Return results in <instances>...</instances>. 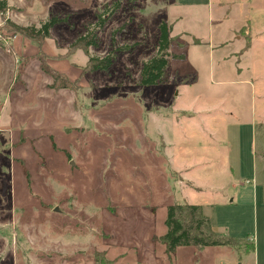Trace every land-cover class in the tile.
Returning <instances> with one entry per match:
<instances>
[{"label": "rangeland", "instance_id": "obj_1", "mask_svg": "<svg viewBox=\"0 0 264 264\" xmlns=\"http://www.w3.org/2000/svg\"><path fill=\"white\" fill-rule=\"evenodd\" d=\"M7 3L0 264H98L105 247L108 264H149L150 252L160 264H222L231 254L264 264V0ZM101 14L97 45L72 47ZM54 16L63 20L41 43L3 28L5 19L39 26ZM161 22L179 56L164 81L140 85ZM126 45L109 70L86 68L90 56ZM44 62L64 76L55 85ZM178 166L195 189L179 182ZM181 203L203 205L212 230L241 244L167 252L158 237L167 207Z\"/></svg>", "mask_w": 264, "mask_h": 264}, {"label": "trees", "instance_id": "obj_2", "mask_svg": "<svg viewBox=\"0 0 264 264\" xmlns=\"http://www.w3.org/2000/svg\"><path fill=\"white\" fill-rule=\"evenodd\" d=\"M8 9L9 6L7 0H0V14L6 13ZM62 20V18L54 16L39 26H22L15 24L9 19H5V25L3 28L41 43L49 36L51 28L62 22ZM106 20L107 17L103 16V14L99 15L97 21L93 25L87 27L86 32L79 36L71 46L84 49H87L90 46H96V32L104 25ZM170 33L171 27L165 22H161L159 24L156 52L154 56L142 64L139 80L140 85H154L164 81L165 70L168 66L169 59L172 57L177 58L179 56L174 54L172 55L170 53V47L173 43V38ZM129 47L130 46L128 45L116 48L114 47L103 57L90 56L87 60L86 68L89 72L107 71L113 65L117 52L127 50ZM41 65L43 71L52 77L53 85H55L58 77H64L59 72L51 68L46 62ZM65 83H70L66 77ZM66 85L62 86L66 87ZM165 224L167 226V232L160 238V240L166 245L167 252H173L176 247L184 245L202 248L214 245L241 244L240 241L232 237L220 235L214 232L211 228L208 216L203 213L200 205H169L167 207ZM100 262L108 264V261L106 260Z\"/></svg>", "mask_w": 264, "mask_h": 264}, {"label": "crops", "instance_id": "obj_3", "mask_svg": "<svg viewBox=\"0 0 264 264\" xmlns=\"http://www.w3.org/2000/svg\"><path fill=\"white\" fill-rule=\"evenodd\" d=\"M9 5V4H8ZM246 21H249L248 19H246L244 22L246 23ZM243 22V25H245L246 27H245V34H244V36H246V38H247V40H248V46H250V32H249V24H245ZM242 25V26H243ZM241 26V27H242ZM240 27V28H241ZM238 31L239 30H237V31H235V33H236V35H235V37H236V39H241L243 36H241L240 35V33H238ZM263 33H264V30H263ZM246 38H245V40H246ZM249 48V47H248ZM177 91V90H176ZM174 92V94L175 95H177V93L178 92ZM169 143H171L170 141H169ZM228 166V165H227ZM230 168V167H229ZM188 170H186V169H182V168H180L179 166L174 170V172H175V174L178 176V177H180V181L179 182H183V181H186V183H188V184H190L189 186L190 187H193L194 189H195V187L193 186V184H192V181H189V180H187L185 177H186V172H187ZM174 172H172V173H174ZM172 178H173V176H172ZM198 189V188H197ZM181 204H188V203H181ZM191 205H194V204H191ZM201 208H202V211H203V213L206 215V211H205V208H204V206L202 205L201 206ZM107 211V210H106ZM108 213H109V215H111L112 217H114V218H116L117 217V215L118 214H123L122 212L120 213V211H118L117 212V214H112V213H110V211H107ZM125 214H127V213H125ZM164 235V233L162 232V234H160L159 235V239L162 237ZM102 236H103V238H104V240L106 241V242H108V243H111V241L113 240V236L112 235H110V234H105V233H103L102 234ZM231 237V236H230ZM232 238H234V237H232ZM235 239V238H234ZM253 240V239H252ZM161 241V240H160ZM162 242V241H161ZM160 242V243H161ZM133 246H135V247H133ZM218 246H225V245H218ZM128 247H130V248H134L136 251L139 249L134 243H130V244H128ZM183 247H185V245L184 246H179V247H177L176 248V251H178L179 249H181V248H183ZM192 247V246H191ZM206 247H208V246H206ZM206 247H202V248H198V250L199 251H203ZM254 248H253V246L250 248V246H249V248L248 249H246L247 251H246V253H251V254H254V250H253ZM230 250V249H229ZM229 250H227V251H229ZM103 251V252H102ZM109 250H107L106 249V247H105V249H103V250H101V251H96L97 253H101L102 255H103V257L105 258L104 260H106V261H109V259L107 260L106 259V255H107V257H110L109 255H108V252ZM229 254H231V252H229ZM245 254V253H244ZM146 256H147V258H148V260H150L151 262H149L148 261V263L149 264H160V261L159 260H157L155 257H154V254L152 253L151 254V252L149 253V254H146ZM232 259L231 260H220V263H222V264H241V263H237V260L236 259H234L236 256H234L233 254H231V255H229ZM254 256H255V254H254ZM116 258V257H115ZM115 258H112L113 260L115 259ZM263 259H264V257H263ZM260 261H261V259H260ZM96 262V261H95ZM96 263H101V262H96ZM262 264V263H261Z\"/></svg>", "mask_w": 264, "mask_h": 264}]
</instances>
